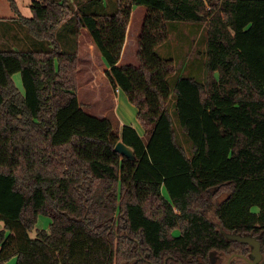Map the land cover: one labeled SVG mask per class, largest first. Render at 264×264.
Wrapping results in <instances>:
<instances>
[{
  "label": "trees",
  "instance_id": "1",
  "mask_svg": "<svg viewBox=\"0 0 264 264\" xmlns=\"http://www.w3.org/2000/svg\"><path fill=\"white\" fill-rule=\"evenodd\" d=\"M8 1L47 48L0 49V264H218L212 254L248 253L221 229L264 250V0H112V13L100 11L104 0H76L82 10L35 0L31 18ZM73 16L64 48L57 33ZM171 22L208 25L203 81L169 83L174 61L157 49ZM82 30L143 135L80 101ZM136 46L138 64L122 65ZM120 141L135 160L115 151ZM41 215L50 229L32 238Z\"/></svg>",
  "mask_w": 264,
  "mask_h": 264
},
{
  "label": "rangeland",
  "instance_id": "2",
  "mask_svg": "<svg viewBox=\"0 0 264 264\" xmlns=\"http://www.w3.org/2000/svg\"><path fill=\"white\" fill-rule=\"evenodd\" d=\"M35 0H15L20 13L26 17L31 18L32 13L30 6ZM106 9H102L101 12L107 11L112 13V8L115 5V0H104ZM111 6H110V5ZM75 7L82 8V4L75 0ZM134 13L131 19V26L137 31L133 36H136V43L142 30L144 18L147 10L145 7H139L134 9ZM17 18L16 13L11 7V3L8 0H0V49H31L38 50L47 48V46L33 40L27 33V31L20 26L15 20ZM76 17L73 16L67 23H65L58 31L57 36L61 45L66 43H74V24ZM169 27V40L158 47L157 53L160 57L166 60H173L176 73L169 78V83L173 85L178 77L193 76L203 81L206 78V42L208 25L205 23L194 24L191 22H171ZM92 39L87 30H82L79 37V52H80V91L79 98L85 106H91V114L100 116H110L115 119L116 123L119 121L116 117V108L119 91H111L108 80L105 76V65L101 60V57L97 50H95ZM43 46H42V45ZM70 48V46H67ZM127 50H132L129 47ZM137 46L135 47L134 54H126L125 58H122L121 64H134L137 65L136 58ZM13 80L16 86L23 91L22 79L20 74L13 76ZM120 97V96H119ZM168 109L173 116L176 130H178V139L181 144L190 149V144L185 139V136L180 132L179 122L174 115V98L168 103ZM120 121L124 125L133 124L134 128L137 126L135 121L129 122L122 116ZM208 215L211 217V214ZM52 222L51 217L41 215L38 218L37 224L31 232V237L35 238L37 231L45 230L49 231L50 224ZM2 224L0 223V229ZM16 259L11 261L12 264L16 263Z\"/></svg>",
  "mask_w": 264,
  "mask_h": 264
},
{
  "label": "water",
  "instance_id": "3",
  "mask_svg": "<svg viewBox=\"0 0 264 264\" xmlns=\"http://www.w3.org/2000/svg\"><path fill=\"white\" fill-rule=\"evenodd\" d=\"M115 151L124 157L128 158L129 160H135V154L133 150L126 146L122 141L118 142L117 145L115 146ZM222 232L225 234L226 238L239 242L241 244L248 245L251 249V259L253 258H259L261 255V242L258 240L256 237L253 236H240L237 234H229L226 233L223 229H221ZM212 258L214 260V255L212 254ZM230 262V261H229Z\"/></svg>",
  "mask_w": 264,
  "mask_h": 264
},
{
  "label": "crops",
  "instance_id": "4",
  "mask_svg": "<svg viewBox=\"0 0 264 264\" xmlns=\"http://www.w3.org/2000/svg\"><path fill=\"white\" fill-rule=\"evenodd\" d=\"M118 99L116 100L117 103V108H116V117L119 120L120 126H124V124L122 123V121H120V117L129 121V122H133V120L136 123V130L140 133V135L144 134V130L142 128V126L140 125L139 121L137 120V114H138V110L132 106L127 98V96L125 95V93L123 91H119L118 93ZM128 126H133L132 124H127Z\"/></svg>",
  "mask_w": 264,
  "mask_h": 264
},
{
  "label": "flooded vegetation",
  "instance_id": "5",
  "mask_svg": "<svg viewBox=\"0 0 264 264\" xmlns=\"http://www.w3.org/2000/svg\"><path fill=\"white\" fill-rule=\"evenodd\" d=\"M247 247H248V253H245L244 249L240 248V249H237L234 253H232L228 257L220 256V255L215 256V254H213L214 260L212 259V261L213 263L217 262L218 264H231L232 261H235L236 264H264V250L262 248V244H261V255L259 258L251 259V256H250L251 249L248 245Z\"/></svg>",
  "mask_w": 264,
  "mask_h": 264
}]
</instances>
